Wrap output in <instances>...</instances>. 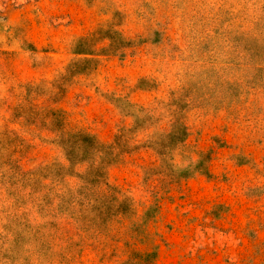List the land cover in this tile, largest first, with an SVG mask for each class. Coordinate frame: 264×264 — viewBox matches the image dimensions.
Returning <instances> with one entry per match:
<instances>
[{
  "label": "rangeland",
  "instance_id": "374dc122",
  "mask_svg": "<svg viewBox=\"0 0 264 264\" xmlns=\"http://www.w3.org/2000/svg\"><path fill=\"white\" fill-rule=\"evenodd\" d=\"M0 264H264V0H0Z\"/></svg>",
  "mask_w": 264,
  "mask_h": 264
}]
</instances>
